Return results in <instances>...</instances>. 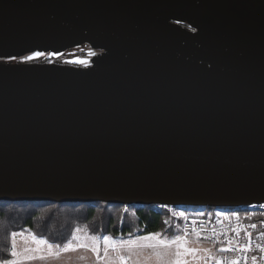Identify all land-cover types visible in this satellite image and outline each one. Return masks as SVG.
<instances>
[{"label": "water", "instance_id": "95a60500", "mask_svg": "<svg viewBox=\"0 0 264 264\" xmlns=\"http://www.w3.org/2000/svg\"><path fill=\"white\" fill-rule=\"evenodd\" d=\"M0 201L263 203L264 0H0Z\"/></svg>", "mask_w": 264, "mask_h": 264}, {"label": "trees", "instance_id": "16d2710c", "mask_svg": "<svg viewBox=\"0 0 264 264\" xmlns=\"http://www.w3.org/2000/svg\"><path fill=\"white\" fill-rule=\"evenodd\" d=\"M74 55L73 60L89 57L88 46L66 51L61 57ZM60 58V57H59ZM58 58V59H59ZM56 61L57 59H51ZM45 58L35 59L44 63ZM13 62V61H12ZM181 220L154 205H116L102 202L0 201V261L11 258V232L28 229L38 238L62 245L75 228L85 227L90 233L111 237L180 231Z\"/></svg>", "mask_w": 264, "mask_h": 264}, {"label": "rangeland", "instance_id": "374dc122", "mask_svg": "<svg viewBox=\"0 0 264 264\" xmlns=\"http://www.w3.org/2000/svg\"><path fill=\"white\" fill-rule=\"evenodd\" d=\"M74 55H66L62 57V59L59 60V62H56L54 60H49L48 62H55L58 64H64L63 59H69L72 58ZM192 211L200 212L203 214L210 215L211 217L219 216L221 212L216 211L214 208H199V207H188ZM221 211H228L232 213L239 214L240 216H247V212L240 210L239 208H222ZM76 229H80L79 232H75ZM75 233L76 236L79 237V240L72 239L73 234ZM153 233H159L161 239L165 240H171L174 237L177 236H184L180 231L174 232V233H164V232H153ZM150 233H143V234H137L131 237H112L116 243L117 248L116 250H113L109 247L108 249V256H104V249L105 244L102 239H100L103 236L102 234H93L90 233L85 227H77L74 229L71 238L73 245L79 244V243H86L88 245L92 244V240L88 239V237L96 236L99 240V253H95L91 250V247H77L75 250H69L67 252H61L58 257L56 256H48L47 255V246H41L40 252H28L25 253L24 249L26 247L35 249L37 247L36 244L32 243L31 237L28 236L27 242L22 237L16 238V250L19 253V255L15 258L11 256L10 259H16L17 264H121V261L119 260V256L123 255L125 257H128L125 264H171V261L175 260V252H176V246L172 245L169 248H164L163 246L154 249L151 247L146 246H137V247H129L126 244L121 245V241H129V240H136L138 245H147V244H154V240L150 241H141L138 238L147 236ZM26 236L28 233L25 234ZM188 246L192 248L200 249L199 252L195 254V257L193 255H187L182 256L180 259L185 260L187 264H205L206 257L211 251L212 245L207 242L199 241L196 239L187 238ZM67 243V242H66ZM59 245L60 248H63V246L66 244ZM53 245V251H58L55 244ZM55 245V246H54ZM204 249H209L210 251H204ZM156 251H161L166 253L164 257L161 259H157L155 256ZM183 251V249H181ZM26 255H35L39 257L40 255H44V259H25L24 257Z\"/></svg>", "mask_w": 264, "mask_h": 264}, {"label": "built area", "instance_id": "2783aa9c", "mask_svg": "<svg viewBox=\"0 0 264 264\" xmlns=\"http://www.w3.org/2000/svg\"><path fill=\"white\" fill-rule=\"evenodd\" d=\"M155 208H161L168 211L175 219L181 220V233L187 238H193L199 241L207 242L212 245L211 251L206 257L205 264H216V259L225 258L227 260L235 257H241L240 264H245L243 256H248L247 264H252L251 257H257V264H264V253H261L257 245H264V239L260 233L264 232V202L247 205L239 208L247 212V216L232 215V212H221L219 216L210 215L192 211L188 207H173L168 205H154ZM179 213H183L181 216ZM225 214V215H221ZM255 224L256 227H251ZM240 227L241 231L237 235L232 229ZM244 229L251 233V248L245 253L239 249L240 245L248 243ZM195 230V231H194ZM197 233L199 236H197ZM232 240V251L220 252L221 247H228V240Z\"/></svg>", "mask_w": 264, "mask_h": 264}, {"label": "snow or ice", "instance_id": "6c2138e0", "mask_svg": "<svg viewBox=\"0 0 264 264\" xmlns=\"http://www.w3.org/2000/svg\"><path fill=\"white\" fill-rule=\"evenodd\" d=\"M193 31H195V29H193ZM49 55H57L56 53H49ZM44 56V53L42 52H32L30 55H24L20 57L21 61H31L34 59H37L39 57ZM10 60H16L17 58L15 56H11L9 57ZM80 63H84V61H80ZM179 215L183 216V213H179ZM221 215H225V214H221ZM232 215H237L236 213H233ZM251 227L255 228L256 225L252 224ZM80 229H76L75 232H79ZM195 231V230H194ZM232 231H234L237 235H239L241 228L238 226L234 229H232ZM245 231V235L248 239V243L240 245L239 249L243 252H247L250 248H251V233L247 232L246 229H244ZM28 233V235L26 236L25 234ZM186 235L185 236H177L174 237L171 240H165V239H161L160 234L159 233H150L147 236H143V237H139L138 239L141 241H150V240H154L155 243L154 244H147V245H138L136 240H129V241H121L120 244L121 245H127L129 247H137V246H146V247H151L154 249H157L161 246H163L164 248H169L172 245L176 246V252H175V257L176 259L171 261V264H187V262L185 260L180 259L182 256H187V255H193L195 257V254L197 252L200 251V249L197 248H192L188 246V242L186 239ZM22 237L25 239V241L27 242L28 240V236L31 237V241L32 243L36 244L37 247L35 249L32 248H28L26 247L24 249L25 253L28 252H40L41 251V246H47V255L48 256H56L58 257L60 255L61 252H67L69 250H75V248L77 247H91V250L95 253H99V240L96 236H92V237H88V239L92 240V244L88 245L86 243H79L76 245H73L72 243V239H76L79 240V237L75 235V233L73 234L72 239H69L67 241V243L63 246V248H60L59 245H56V248L58 249V251H53V245L51 243L48 242L47 239L45 238H38L35 234L31 233L30 230L25 229L22 230L21 232H11L10 233V237H11V248H10V255L15 258L19 255V253L16 250V238L17 237ZM197 236H199V234L197 233ZM260 236L262 239H264V232L260 233ZM100 239L103 240L104 244H105V249H104V256L107 257L108 256V249L109 247L112 248L113 250H116L117 248V243L116 241L111 237V236H103ZM257 248L260 249L261 253H264V245H257ZM181 249H183V251H181ZM232 240L229 239L228 240V247H221L219 249L220 252H227V251H232ZM204 251H210L209 249H204ZM155 256L157 257V259H161L162 257H164L166 255V253L161 252V251H156ZM25 259H44L45 256L44 255H40L39 257L35 256V255H26L24 257ZM119 260L121 261V264H125L126 260L128 259V257H125L123 255H120ZM264 258V257H262ZM248 256L244 255L243 256V260L245 261V264H247L248 261ZM240 260L241 257H235V258H231L227 260V264H240ZM252 260V264H257V257L256 256H252L251 257ZM0 264H17V260L16 259H11V260H4V261H0ZM216 264H225V258H219L216 259Z\"/></svg>", "mask_w": 264, "mask_h": 264}, {"label": "flooded vegetation", "instance_id": "af4514ba", "mask_svg": "<svg viewBox=\"0 0 264 264\" xmlns=\"http://www.w3.org/2000/svg\"><path fill=\"white\" fill-rule=\"evenodd\" d=\"M60 59H62V57H60L59 59H57L56 62H59ZM69 60H73V59H66V58H64L62 61H63V63H68L67 61H69ZM76 66H82V64H78Z\"/></svg>", "mask_w": 264, "mask_h": 264}, {"label": "crops", "instance_id": "0c3cea01", "mask_svg": "<svg viewBox=\"0 0 264 264\" xmlns=\"http://www.w3.org/2000/svg\"><path fill=\"white\" fill-rule=\"evenodd\" d=\"M55 246V245H54Z\"/></svg>", "mask_w": 264, "mask_h": 264}]
</instances>
